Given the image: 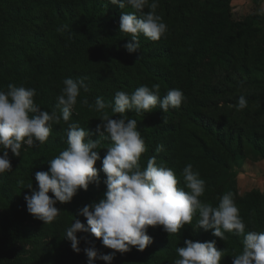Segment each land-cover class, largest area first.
I'll list each match as a JSON object with an SVG mask.
<instances>
[{"label": "trees", "instance_id": "16d2710c", "mask_svg": "<svg viewBox=\"0 0 264 264\" xmlns=\"http://www.w3.org/2000/svg\"><path fill=\"white\" fill-rule=\"evenodd\" d=\"M148 10L147 7L144 9ZM122 11L135 10L130 6L120 9L110 0H0V89L6 90L9 83L35 88V100L41 109L52 110L65 78H86L89 91L85 93L81 90L71 120L87 128L95 141L99 138L96 133V126L101 123L99 114L84 106L82 99L86 97L90 103H94L97 97H102L106 104H110L114 102L116 91L131 93L141 85L152 87L154 84L160 86L163 97L174 78L176 81L171 89H181L186 97L179 108H170L163 113L157 106L151 113L140 116L134 110L126 113L137 120L138 130L145 139L147 151L142 154L140 163L146 165L147 158L151 156H156L158 162L163 160L180 179L178 187H183L180 176L182 168L191 163L205 180V193L201 200L206 198L207 203L217 206L218 198L222 195V185H218L217 181L223 172L231 171L238 163L244 162L247 151L264 160V124L257 125V129L235 126L234 118L230 117L237 110L232 105L238 102L240 96L228 97L216 87H198L197 70L204 65V70L211 71V74L225 72L229 86L237 87L236 90L248 86L251 74L241 64L236 65L233 71L228 69L233 58L230 47L225 46L223 54L218 55L219 50H213L210 46L221 24L210 26L204 23V17L194 34L182 36L187 46L181 49L178 61L167 50L169 42L162 38L155 41L158 45L156 50H162V57L153 56L143 46L146 37L142 34L139 51L129 54L125 44L129 42L130 35L120 33L119 29ZM156 11L168 23L169 31L166 34L173 35L175 30L179 32L187 26L189 4L184 0H159ZM62 26L63 30L58 31ZM244 31H240L237 38ZM202 58H206L207 63L202 65ZM153 62L159 63L160 67H152ZM171 71H175L173 78ZM243 96L248 106L242 110V115L249 119L252 109L264 105V92ZM219 103V108L225 109L228 115L215 114ZM75 114L84 115L76 117ZM66 131L67 124L52 128L47 142L28 151L22 148L19 157L8 150L12 171L0 175V202L4 204L2 209L7 211L0 216V235L3 238L0 264L8 262L10 244L19 236V219L30 215L24 200L26 195H31L28 185L37 188L35 173L47 171L46 162L67 147ZM102 142L105 145L111 143L107 138ZM160 144L164 145V150L157 153L156 147ZM105 154L106 149H101V160L94 165L98 170L99 185H89L87 191L79 190L70 203H57V208L70 210L73 205H82L86 201L90 204L103 198L106 176L101 170V161ZM19 181H23V184ZM236 204L246 224V231H264V197L246 195ZM196 219L194 216L192 225H186L179 234L172 236L164 232L161 226L149 227L148 235L161 234L166 238L165 244L157 247L153 241L143 252L132 248L127 253L139 264H152L147 256L153 251L150 254L158 253L162 259L160 264H172L178 258L176 248L183 247L185 240H215L218 249H227L220 264H232V255L242 250L241 238L226 233L227 239L222 241L213 236V230L194 229ZM83 223L86 225V220ZM85 235L77 234L80 238ZM87 238L102 253L113 251L104 247L101 240L90 235ZM59 263H62V256ZM83 263L88 264L85 252L77 262H72ZM94 264L104 262L96 260Z\"/></svg>", "mask_w": 264, "mask_h": 264}, {"label": "clouds", "instance_id": "9594fccd", "mask_svg": "<svg viewBox=\"0 0 264 264\" xmlns=\"http://www.w3.org/2000/svg\"><path fill=\"white\" fill-rule=\"evenodd\" d=\"M110 3L120 9L130 6L135 10L122 11L119 23L120 33L130 35L125 44L129 54L139 51L141 34L151 41H158L166 34L167 25L156 11L159 0H110ZM146 7L148 11H144ZM85 81L86 78H65L51 113L42 110L36 102L35 88L9 83L6 90L0 89V175L12 171L9 149L19 157L22 148L28 151L47 142L53 124L62 121L67 124V147L46 162L47 171L35 173L37 188L28 185L31 195L24 197L27 212L44 224L56 220L61 214L57 203H70L79 190L87 191L89 185H99L94 165L101 160L99 151L106 149L101 161L106 176L103 198L78 210V215L86 218V225L72 216L73 222L64 232V239L71 242L77 253L81 242L77 233L87 234L81 239L88 245L84 249L88 264L96 260L112 264L115 253H127L132 248L143 252L153 243L148 235L149 227L161 226L169 236L177 235L186 225H192L194 216L197 217L194 229L213 230V236L222 241L227 239L226 233L241 238L242 250L232 255V264H264V231H246L234 193L225 192L218 198V205L213 206L201 200L205 180L191 163L180 172L183 187H178L181 181L174 170L163 160L158 162L156 156L148 157L146 165L140 163L147 151L145 139L138 130L137 120L126 113L134 110L140 116L151 113L157 106L167 113L186 100L183 91L169 89L161 97L160 86L154 84L141 85L131 93L116 91L110 104L102 97H97L94 103L85 97L81 103L98 113L101 121L96 126L99 138L94 141L87 128L71 120L81 90L89 91ZM247 106L243 95L232 105L238 111ZM105 138L111 143L105 145L102 142ZM163 150V144L157 145V153ZM88 235L113 251L102 253ZM226 252L227 249L216 247L215 240H185L183 247L176 248L178 258L172 264H220Z\"/></svg>", "mask_w": 264, "mask_h": 264}, {"label": "rangeland", "instance_id": "374dc122", "mask_svg": "<svg viewBox=\"0 0 264 264\" xmlns=\"http://www.w3.org/2000/svg\"><path fill=\"white\" fill-rule=\"evenodd\" d=\"M189 4L188 23L181 30H175L172 35L165 34L162 39L169 42L168 47L170 54L178 61V56L185 49L187 43L182 41L183 35L194 34L198 23L204 17V23L214 26L219 23L218 35L215 40L210 42L213 50L218 51L216 54L222 55L224 47H230L233 56L231 68L233 71L236 65H243L250 72L251 78L247 82V87L240 88L229 86L226 81L227 74L221 72H206L204 65L206 58H202L203 67L197 70L198 87H216L228 97L247 95L250 93L264 92V0H184ZM176 6V5H175ZM161 17V13L157 12ZM167 32L169 31L168 23ZM246 32H245V31ZM244 31L243 34H238ZM230 40V41H229ZM188 42H190L188 40ZM153 56L162 57V50L158 49L155 41L145 38L143 42ZM171 56V57H172ZM207 57V56H205ZM208 58V57H207ZM235 65V66H234ZM152 67H160L159 63L153 62ZM176 71V70H175ZM171 71V77L175 74ZM181 72V71H180ZM233 75V74H232ZM174 79V78H173ZM172 82L175 83L173 80ZM171 83V85H174ZM170 85V89L172 86ZM196 89V85H195ZM218 108L215 112L217 115H228L225 109ZM51 113V109H42ZM220 112V113H218ZM224 112V113H223ZM84 114H75L76 117ZM235 126L243 128L254 127L264 124V105L258 109H252L249 119L244 118L242 110L235 111ZM65 123L53 124L52 128H61ZM245 161L238 163L231 171L223 172L218 178V185L221 186L222 194L231 191L235 195V202L244 198L246 195L256 194L264 197V160L247 151L244 156ZM206 202V198L203 199ZM73 205L72 209L67 210L58 208L61 211L59 217L51 223L44 224L42 221L35 219L32 215L22 216L18 221L19 236L15 237L10 244L8 262L6 264H60L59 257L62 256L61 264H72L77 262L78 258L84 253L88 245L83 241L80 242V252L73 251L71 242L64 239V232L67 226L73 222V217L79 219L82 223L86 220L83 216L78 215V210L85 205ZM0 202V216H4L7 211L2 209ZM264 212V207H262ZM73 216V217H72ZM79 234V233H77ZM157 247L165 244L166 238L159 233L150 235ZM78 239L81 240L79 236ZM2 236L0 235V252L2 250ZM153 252V251H151ZM149 252L147 259L149 263L160 264L162 259L158 253ZM60 255V256H58ZM84 264V263H83ZM112 264H139L135 258L128 253H115Z\"/></svg>", "mask_w": 264, "mask_h": 264}]
</instances>
